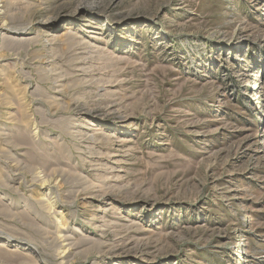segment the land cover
I'll use <instances>...</instances> for the list:
<instances>
[{
	"label": "rangeland",
	"instance_id": "374dc122",
	"mask_svg": "<svg viewBox=\"0 0 264 264\" xmlns=\"http://www.w3.org/2000/svg\"><path fill=\"white\" fill-rule=\"evenodd\" d=\"M0 264H264V0H0Z\"/></svg>",
	"mask_w": 264,
	"mask_h": 264
}]
</instances>
